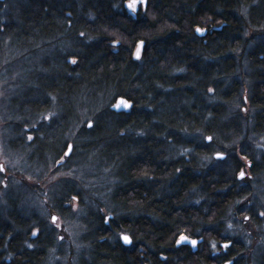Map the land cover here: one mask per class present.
<instances>
[{
    "label": "trees",
    "instance_id": "obj_1",
    "mask_svg": "<svg viewBox=\"0 0 264 264\" xmlns=\"http://www.w3.org/2000/svg\"><path fill=\"white\" fill-rule=\"evenodd\" d=\"M127 1H0V51L7 41L21 53L19 67L33 69L13 97L11 131L21 132L14 145L33 148L28 159L39 161L72 144L69 153L80 148L86 168L104 173L106 180L89 177L83 186L71 181L58 200L61 210L83 207L89 257L81 264H247L245 248L225 231L230 212L260 219L252 206L238 207L250 193L236 176L244 157L264 183V155L256 160L236 144L246 133L264 137V0H146L135 18ZM117 97L131 101L129 113L109 109ZM236 100L243 107L235 117L251 111L241 126L229 111ZM82 107L96 123L68 142ZM216 151L225 159L214 162ZM100 185L110 191L108 205L94 196L82 206L81 193ZM14 200L0 216V264H45L50 233L20 215ZM181 234L203 239L195 253L175 246Z\"/></svg>",
    "mask_w": 264,
    "mask_h": 264
},
{
    "label": "rangeland",
    "instance_id": "obj_2",
    "mask_svg": "<svg viewBox=\"0 0 264 264\" xmlns=\"http://www.w3.org/2000/svg\"><path fill=\"white\" fill-rule=\"evenodd\" d=\"M139 7L141 8V5ZM4 43L3 49L0 51V167L4 169L0 171V216L8 213L7 202L15 201V198L16 203H18L17 209H20L19 214L33 218L34 224H40L44 233H50L52 246L45 264H81V261H86L89 257L88 247L83 238L85 233L84 220L81 217L83 216L81 210L83 207L73 204L68 207V211L61 210L57 207L58 200L61 192L65 190L71 181L80 180L81 186H83L84 179L86 180L89 177L101 181L106 180L102 177L104 173L91 170L94 165L91 166L92 168L89 166L86 168L85 164L88 163L90 158L83 160V154L79 153L80 148L69 153V157L66 158L64 152L67 148L62 151L57 159L53 158L51 153H48L39 161H29L28 159L33 148L23 145L22 148L16 149L17 144H15V147L14 143L21 132L15 134L11 131L13 123L17 121L13 118V97L21 94L22 83L31 77V75L27 76L31 70L20 68L17 64V57L21 53L12 49L13 47L7 41ZM245 105L248 106V103H245ZM240 106L239 100L231 102L229 111L231 116L234 114L233 120L241 126L245 122V116H247V122L251 121V111L246 107L243 110L241 109V117H235L236 113L234 111L239 109ZM86 113L91 115L94 111L81 108L78 113L79 117L74 119L75 122L72 123L73 128H70L71 130L65 136L68 142H70V139L77 142L73 134H78L83 124L87 122L88 118L86 117L88 115ZM49 117H52L51 113ZM247 128L250 129V127ZM244 131L248 132L247 130ZM240 142L238 141L236 145L256 160L264 155V137L246 133L244 140ZM233 145L235 144L231 143L229 147L232 149L231 146ZM232 151L234 150L232 149ZM216 160L214 159V162ZM238 160L244 164L242 169L246 173L243 180L240 181L246 188H250H248L250 195L245 197L241 203L238 202L237 205L238 207L242 206L245 211H248L249 207L252 206L256 217L260 218L258 223L261 226H256L258 223L248 214L236 217L230 212L227 222L228 230L225 233L237 239L245 248L243 257L247 264H259L261 255H264V217L260 216V212L264 211V183H256L254 178L250 176V166L247 161L241 157ZM57 161H60V163H57ZM69 167H72L71 171L74 174L68 171ZM90 173H94V175ZM88 181L93 182L90 179ZM102 187L107 186L100 185L97 186L98 189H89L86 193H81L82 206L89 205L94 196L99 198L102 205L107 206L110 191L107 189L102 190ZM232 208L230 211H234L235 207ZM52 216L58 218L55 223L52 222ZM244 216H248L249 219L244 220Z\"/></svg>",
    "mask_w": 264,
    "mask_h": 264
},
{
    "label": "snow or ice",
    "instance_id": "obj_3",
    "mask_svg": "<svg viewBox=\"0 0 264 264\" xmlns=\"http://www.w3.org/2000/svg\"><path fill=\"white\" fill-rule=\"evenodd\" d=\"M146 5V0H129V2H127L126 4V7L133 13H135L137 11V5ZM195 31L199 34H203L205 32V29L204 28H201V27H197L195 29ZM81 36H84L85 34L83 32L80 33ZM117 41H113V44H116ZM142 46H143V41H140L138 44H137V47H136V52H135V58L137 60L141 59V51H142ZM70 63L72 64H76L77 63V59L75 56H72L69 60ZM208 92H213V89L212 88H209L208 89ZM132 106V103L130 100H125V99H120L117 101V103L111 105L112 108L114 109H130ZM51 116L54 118L56 116V113H51ZM45 120H48L49 117L48 116H45L44 117ZM96 123V120L93 118V119H88L87 122H86V126L88 129H92L94 127V124ZM33 137L31 135L28 136V140H32ZM205 140H212V137L210 136H206L204 137ZM74 145L72 144H69L68 145V149L69 151H65L64 152V156L67 157L69 155V152L73 149ZM227 147V146H226ZM259 147V145H258ZM187 151V150H186ZM227 153L225 151H216L214 153V157L217 159V160H223L225 159ZM242 159H244V157H242ZM57 163H60V161H57ZM3 167H0V171H3ZM177 171H179V169H177ZM246 173L245 171L242 169L239 171V173L237 174L236 176V179L238 180H243V178L245 177ZM72 199L75 201L78 199L77 196H73ZM103 211V210H101ZM260 216L264 217V211H261L260 212ZM58 218L56 216H52V222L55 223V221L57 220ZM244 220H248L249 217L248 216H244L243 217ZM104 220L107 222L108 220V216H105L104 217ZM57 227H59V225H57ZM229 227H231V225H229ZM36 231L34 230L32 235H36ZM120 239L123 241L124 244H129L131 243V240L129 238V236L127 235H121ZM182 241H189V237L184 235V234H181L179 239L176 240V244H180ZM192 245H196L197 241L192 239L189 241ZM29 247H32L31 244L28 245ZM215 248V245L213 246ZM223 247L226 249L229 247V244L228 243H225L223 245ZM225 264H230L229 261H225Z\"/></svg>",
    "mask_w": 264,
    "mask_h": 264
},
{
    "label": "water",
    "instance_id": "obj_4",
    "mask_svg": "<svg viewBox=\"0 0 264 264\" xmlns=\"http://www.w3.org/2000/svg\"><path fill=\"white\" fill-rule=\"evenodd\" d=\"M1 1V0H0ZM127 2H129V1H127ZM127 2L124 4V8H125V11H126V13L129 15V16H131L132 18H135V14L137 13V11H138V5H137V11L135 12V13H133V12H131L127 7H126V4H127ZM141 7L142 8H144L145 7V5H141ZM195 33H196V35L197 36H205V32L203 33V34H199V33H197L196 31H195ZM140 42V41H139ZM139 42H137V44L139 43ZM137 44H136V46H135V49H134V51L132 52V59L133 60H136L137 61V59L135 58V52H136V47H137ZM143 46H144V42H143ZM143 46H142V51H141V55H142V52H143ZM70 60V59H69ZM69 60H68V62H69ZM120 99H125V98H122V97H117L115 100H114V102L111 104V105H113V104H115V103H117V101L118 100H120ZM126 100V99H125ZM111 105L109 106V109L112 111V112H114V113H125V114H127V113H129L130 111H131V108H132V106H131V108L130 109H127V110H125V109H123V108H121V109H114V108H112L111 107ZM207 142L209 141V140H206ZM66 151H69V149H68V146H67V150ZM213 157V159H216L215 157H214V155L212 156ZM121 235H127V234H121ZM121 235H120V237H121ZM128 236V235H127ZM180 237V236H179ZM179 237L177 238V239H179ZM130 238V237H129ZM176 239V240H177ZM192 239H194V240H196L197 241V243H196V245H192L189 241L190 240H192ZM131 240V239H130ZM120 241H121V243H122V245L123 246H130V244L131 243H129V244H124L123 243V241L120 239ZM189 241H182L180 244H176V242H175V246L176 247H188V248H190L191 249V252L192 253H195L196 251H197V249H198V246L203 242V239L202 238H190L189 237ZM225 243H223L221 246L223 247V245H224ZM229 244V246H230V243H228ZM230 262V261H229ZM223 264H225V262L223 263ZM230 264H232V262H230Z\"/></svg>",
    "mask_w": 264,
    "mask_h": 264
},
{
    "label": "flooded vegetation",
    "instance_id": "obj_5",
    "mask_svg": "<svg viewBox=\"0 0 264 264\" xmlns=\"http://www.w3.org/2000/svg\"><path fill=\"white\" fill-rule=\"evenodd\" d=\"M139 6H140V5H138V7H139ZM33 65H34V64H33ZM29 70H31V72H33V69H29ZM31 72H30V73H31ZM29 135H30V134H28L27 137H28Z\"/></svg>",
    "mask_w": 264,
    "mask_h": 264
}]
</instances>
